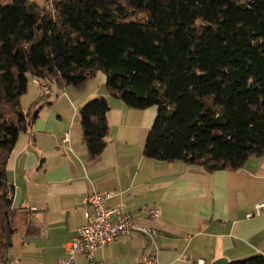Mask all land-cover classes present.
I'll return each mask as SVG.
<instances>
[{
    "label": "trees",
    "instance_id": "16d2710c",
    "mask_svg": "<svg viewBox=\"0 0 264 264\" xmlns=\"http://www.w3.org/2000/svg\"><path fill=\"white\" fill-rule=\"evenodd\" d=\"M98 74L109 97L156 110L143 157L207 173L264 157V0H0V263L16 232L7 163L50 104L41 93L21 108L29 81L62 91ZM108 110L106 97L78 110L91 160Z\"/></svg>",
    "mask_w": 264,
    "mask_h": 264
},
{
    "label": "crops",
    "instance_id": "0c3cea01",
    "mask_svg": "<svg viewBox=\"0 0 264 264\" xmlns=\"http://www.w3.org/2000/svg\"><path fill=\"white\" fill-rule=\"evenodd\" d=\"M40 95L37 81L30 80L21 99L28 108ZM96 97L109 102L108 135L102 154L91 160L78 110ZM47 101L30 131L19 135L7 163L16 232L0 264H57L77 229L92 218L83 204L92 192L112 195L106 202L112 221L136 212V222L157 235L149 240L133 233L98 249L94 261L78 255L73 264H139L147 255H155L158 264H230L264 256V217L246 218L264 199V157L214 173L143 157L156 110L129 109L109 97L103 74L81 89L50 87ZM66 135L69 142L63 144ZM150 210L159 216L149 218Z\"/></svg>",
    "mask_w": 264,
    "mask_h": 264
},
{
    "label": "built area",
    "instance_id": "2783aa9c",
    "mask_svg": "<svg viewBox=\"0 0 264 264\" xmlns=\"http://www.w3.org/2000/svg\"><path fill=\"white\" fill-rule=\"evenodd\" d=\"M38 85L41 93H49L47 84L38 83ZM68 142L69 139L66 135L62 143L67 144ZM111 197L110 193L92 192L83 198V204L92 210V218L87 224L77 229L76 236L67 244L66 256L60 258L57 264H73L78 255H83L88 260L94 261L98 249L124 241L133 233L144 235L149 240L156 237V229L142 226L136 222V212H123L115 221H112L111 216L114 211L106 206V202ZM148 216L155 219L159 214L156 210H150ZM255 217H264V199L256 203L253 210L246 215L247 219ZM139 264H158V261L155 255H147L140 259Z\"/></svg>",
    "mask_w": 264,
    "mask_h": 264
},
{
    "label": "rangeland",
    "instance_id": "374dc122",
    "mask_svg": "<svg viewBox=\"0 0 264 264\" xmlns=\"http://www.w3.org/2000/svg\"><path fill=\"white\" fill-rule=\"evenodd\" d=\"M36 2H38L39 4H41V0H35ZM25 98L23 99H20V105H21V108L25 110V108H27L28 106V102L24 100Z\"/></svg>",
    "mask_w": 264,
    "mask_h": 264
},
{
    "label": "water",
    "instance_id": "95a60500",
    "mask_svg": "<svg viewBox=\"0 0 264 264\" xmlns=\"http://www.w3.org/2000/svg\"><path fill=\"white\" fill-rule=\"evenodd\" d=\"M217 264H226L225 261H220Z\"/></svg>",
    "mask_w": 264,
    "mask_h": 264
}]
</instances>
